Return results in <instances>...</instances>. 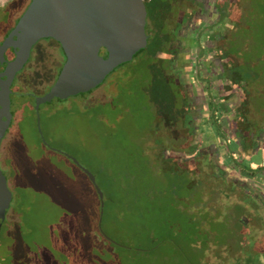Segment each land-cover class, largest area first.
I'll use <instances>...</instances> for the list:
<instances>
[{
	"label": "rangeland",
	"instance_id": "rangeland-1",
	"mask_svg": "<svg viewBox=\"0 0 264 264\" xmlns=\"http://www.w3.org/2000/svg\"><path fill=\"white\" fill-rule=\"evenodd\" d=\"M11 1L0 0V7ZM193 1L200 0H187V5L197 10L198 4ZM227 2V8L233 13L231 19L222 21L219 8L211 17L204 18V24L197 23L203 28L202 44L210 50L221 41L215 32L223 37L228 30L225 23L238 20L241 0ZM148 3L149 42L142 53L111 73L93 94L63 103L54 100L41 107V127L47 146L37 132L33 97L48 92L54 84L63 62L60 49L49 39L39 41L18 77L12 96L14 121L2 141L0 167L13 192L7 219L13 220V209L18 211L25 204L30 206L28 215L23 216L31 229L27 232L28 245L31 252L41 251L33 264H57L51 256L60 242L52 240L50 227L63 214L50 197L41 193V185L50 180L57 182L61 198L55 201L66 202L70 210L87 207L81 191L87 189L86 180L65 154L76 158L96 176L103 192L114 197L115 208L111 211L116 210L107 226L109 235H106L111 243L99 239L91 246L87 242L84 251L80 238L72 241L75 251L72 264H235L234 258L252 256L250 242L264 227L260 220L264 208L259 200L251 199L250 204L256 207H246L242 198L228 194L225 184L231 185V190L236 187L230 176L217 181L214 170L218 150L212 149L206 157L197 154L202 149L197 150L196 145L187 148V142L198 141L200 136L193 123L189 126L190 119L185 121L187 94L177 85V77H173L171 40L176 35H172L169 22L178 14L177 0ZM249 4L250 10L245 16L254 22L255 34L246 37L248 31L241 30L235 45L239 49L250 45L245 58L256 63L257 53L258 57L262 55L261 46L255 45L254 53L251 51L254 39L264 35L261 33L264 0H250ZM257 28L260 33H256ZM190 32L187 30L188 37L193 36ZM212 59L216 61V56ZM258 62L255 73L260 70L256 76L261 81L264 59ZM187 64L192 66L191 60ZM230 91L237 104L229 112L225 110L228 120L222 119L228 135L233 134L247 98L237 85H232ZM260 97L256 99L255 111L264 105ZM101 104L104 105L102 113L86 115L88 110ZM206 121L209 130H218L212 126V120ZM201 140L205 144V139ZM248 154L245 150L242 156L246 158ZM259 163H264L261 157L250 161V164ZM163 167L173 171H163ZM29 187H36L38 191L27 192ZM116 217L119 220H113ZM117 228L119 232L115 233ZM26 251L12 233L0 239V264L6 259L15 264H32L22 256ZM254 257L264 261L263 253Z\"/></svg>",
	"mask_w": 264,
	"mask_h": 264
},
{
	"label": "water",
	"instance_id": "water-1",
	"mask_svg": "<svg viewBox=\"0 0 264 264\" xmlns=\"http://www.w3.org/2000/svg\"><path fill=\"white\" fill-rule=\"evenodd\" d=\"M148 8L145 0H31L15 27L0 44V149L14 114L12 85L29 62L35 45L53 39L62 48L65 62L48 92L34 96L37 129L47 146L41 127V107L54 100L67 101L100 87L107 77L142 53L147 47ZM14 49L15 57L6 60ZM105 52V54H104ZM94 185L100 198L99 228L105 212V194L96 176L65 154ZM13 192L0 167V231L7 219Z\"/></svg>",
	"mask_w": 264,
	"mask_h": 264
},
{
	"label": "trees",
	"instance_id": "trees-1",
	"mask_svg": "<svg viewBox=\"0 0 264 264\" xmlns=\"http://www.w3.org/2000/svg\"><path fill=\"white\" fill-rule=\"evenodd\" d=\"M31 0H12L11 2L7 3L5 6L0 7V42L5 39V37L11 32V30L14 28V25L18 22L19 18L21 15L24 13L28 5L30 4ZM250 0H241V11H238V20L232 21L231 23H225V28H227L226 34H224L223 38L221 41H219L218 48L221 51V56L223 59L227 60V63L225 64V77L231 81V86L232 85H237L241 90L244 91L245 95L247 96L246 100H244L242 106V115L240 117V121L238 124H249L252 123L254 125H262L264 124V105H262V109H259L258 111H255V103L258 95H261L260 98H263L264 94V79L257 80V76L260 72V70H257V74L255 73L256 69L259 67L257 65L258 60L264 59V35L263 34H258V35H263L261 38H255L254 39V44L252 48V53H254V46H261L262 49V55L258 57L256 56V63L251 62L249 60H246L245 54L249 49L250 45H245L243 48L239 49L236 47V39L239 35V32L244 29L247 35L255 34L253 30L255 31V25L253 24L254 22L249 19L246 14H248L250 10ZM227 0H223L222 4L220 6V14L221 18L223 19L222 21H225L226 19H231L233 17V13H231L230 9L227 8ZM190 11V10H189ZM192 13H194L192 11ZM247 30V31H246ZM256 33H260L259 29L257 28ZM261 33H264L262 31ZM249 37V36H248ZM255 37V36H253ZM54 44L60 49L62 55H63V62L62 65L65 62V55L62 51L61 46L53 39H49ZM250 44H252V38H249ZM4 41V40H3ZM105 54V52H104ZM59 68L58 74L62 68ZM121 67V66H120ZM263 67V66H262ZM261 67V68H262ZM263 72L264 70L261 69ZM247 72V73H246ZM56 75V78L58 76ZM264 74V72H263ZM56 80V79H55ZM260 84V85H259ZM257 85V86H256ZM99 88V87H98ZM94 90L84 94L80 95L78 97L74 98H83L86 96H89L93 94ZM45 93H42V95ZM33 97V96H32ZM60 103H63L65 101H60ZM247 103V104H246ZM103 107L104 105L101 104L100 106H95L94 108H91L86 112V115H90L91 113H102L103 112ZM248 109V112H247ZM258 109V108H257ZM213 120L215 126L223 131L226 130V126H224L221 122L220 116H216L214 113L213 115ZM38 132V130H37ZM39 135V133H38ZM40 137V135H39ZM41 139V137H40ZM42 140V139H41ZM40 140V141H41ZM42 146H45L43 142L41 141ZM232 144H230V153L231 155L233 154V149H232ZM145 151V150H144ZM146 152V151H145ZM193 153V152H192ZM84 177L86 180L87 184V191L81 189L83 191L82 195H85L84 198V203L87 206L86 208H83L81 210H78L76 208L70 210L67 206V203L65 204L63 202L55 201L58 199L60 196L58 195V184L57 182H54L52 180L48 181L45 183V185L42 186L41 193H45L48 197H50L63 211L61 219L59 221L52 225L50 228L55 230H52V240H56L59 243V247L56 248L53 253V257L51 256V260L57 264H72L73 258H74V247L72 245V241L74 242L76 239L80 238L81 243H83L82 249L85 251L87 249L86 243L88 242L90 245L93 242H98L99 239L103 242H108L111 243L105 236L102 234L100 228H99V218H100V198L99 195L90 181L89 177L82 171L80 170L71 160H69L67 157H65ZM153 162V161H152ZM215 166V165H214ZM216 167V166H215ZM181 169V168H180ZM169 170V169H167ZM163 167V171H167ZM173 171V169L169 170ZM183 171V170H181ZM221 170L217 167L214 170V174L217 176H220ZM34 190H37V188L29 187V190L27 192H34ZM38 191V190H37ZM36 191V192H37ZM21 193V192H20ZM105 194V212L103 216V231L105 234L109 235L107 226L109 225V221L111 218L115 217L114 210L113 212L111 211L114 209V197L111 196L110 194ZM61 198V197H60ZM23 209H20L18 211L13 209V220H6L1 231H0V239L5 238L6 236L11 235L12 233L16 234V238L23 244L26 248V252L22 255L24 259L28 260V263H35L36 260L39 259L41 255V251L38 250L37 252H31L30 247L28 245V239H27V232L30 231V226H27L25 221H23V216L26 217L29 212L30 206L24 205ZM117 219L113 220H119L118 217ZM29 222V221H28ZM33 226L32 228H35ZM67 227V230H66ZM119 228H117L115 233H118ZM79 240V241H80ZM28 246V247H27ZM92 246V245H91ZM89 246V247H91ZM81 249V251H82ZM62 250H67L68 252L62 251ZM15 257V256H14ZM24 261V260H23ZM1 264H15L13 261H8L6 259V262L1 263Z\"/></svg>",
	"mask_w": 264,
	"mask_h": 264
},
{
	"label": "crops",
	"instance_id": "crops-1",
	"mask_svg": "<svg viewBox=\"0 0 264 264\" xmlns=\"http://www.w3.org/2000/svg\"><path fill=\"white\" fill-rule=\"evenodd\" d=\"M202 38V34L199 32L187 38V32H185L184 35L174 36L171 40L173 45L171 58L174 56L173 60H171V65H173L174 70L173 77H177V85L181 86L179 87L180 90L185 91L187 94V115L194 118L192 123L200 136L198 141L187 142V148L192 149L196 145L199 148L206 149L207 145L203 144L201 139L203 137L206 143V138H210V142L214 145L213 147L219 150V157L215 161L216 167L218 165L217 163H220V167L222 168L220 170L225 171L228 178L230 176L232 180H235L234 184L236 187L233 190L230 188L228 194L231 196L235 194L242 198L243 204L246 207L252 205L250 204L251 199L260 201L262 199L260 206L264 208V163L257 165L250 164V161L255 157H261V160L264 161V136L260 139L256 138L258 131L264 127V124L260 126L252 123L238 124L241 116L237 118L236 123L238 125H234V128L239 126L241 129L247 130L248 133L254 134L255 137L253 140L249 139L250 142L245 144L249 149V157L247 156L246 158L242 156L245 150L242 149L240 144L241 140L238 142L239 139L234 134L228 135L226 130L222 132L217 125L218 130L214 132L207 128L208 123L206 120L208 119L210 121L212 120L213 127L216 124L213 120L214 113L216 116H220L221 119L228 120L226 116L229 114L225 116V110L229 112L237 102L233 99L234 94L230 91V86L226 87L227 83H229V80L224 75L227 60L222 58L221 51L217 45L211 47V50L204 46L202 44ZM190 40L194 43L190 44ZM187 42L189 43L187 44ZM212 54L214 56H210ZM215 56L216 61H213L212 57L215 59ZM188 59L191 60L192 66L187 64ZM193 68H196V70L194 71ZM222 124L224 126L226 125L223 122ZM230 144H232L231 147L233 149L232 155L229 151ZM215 176L217 179L220 178V176ZM243 182L247 184L248 191H245ZM254 194H258L257 196L259 197L255 198L256 195L254 196ZM252 206L256 207L255 205ZM260 220L261 223L264 222V215L263 219ZM260 226L263 227L261 224ZM262 231L264 235V227L260 229L261 233L258 236L255 235L252 242H250L252 247L249 248V253L252 256L248 258H234L235 264H264V261L254 257L258 253L264 254V237H262Z\"/></svg>",
	"mask_w": 264,
	"mask_h": 264
},
{
	"label": "flooded vegetation",
	"instance_id": "flooded-vegetation-1",
	"mask_svg": "<svg viewBox=\"0 0 264 264\" xmlns=\"http://www.w3.org/2000/svg\"><path fill=\"white\" fill-rule=\"evenodd\" d=\"M150 0H145V2H146V5H147V8H148V2H149ZM219 1L220 0H200V1H197V3H195L196 1H193V3L194 4H198L197 5V10H193V5H187V0H179L178 2H177V6H176V8H177V12H178V14L176 15V18L174 19V21H170L169 23H170V28H171V33H172V35L174 36V35H176V36H178V35H184V33L185 32H187V30H190L191 32H192V34L191 35H194V33H196V32H199L200 34H201V31L203 30V28H199V26H197V23H198V21L199 22H201V24H204L206 21H205V17L206 18H209L208 16H212L213 14L212 13H214V10L216 11L217 9H219L220 8V4H219ZM209 9V10H208ZM190 10V11H189ZM192 11H194V13H192ZM199 18V19H198ZM195 19H197L196 21H195ZM14 27H15V25H14ZM190 32V33H191ZM219 36V38H221L222 36L221 35H219V34H216V32H215V36ZM187 38H188V36H187ZM184 39V38H183ZM4 40V39H3ZM3 40L0 42V44L3 42ZM6 60L7 61H11V60H13L14 59V57H15V53H14V49L13 48H9L8 49V51L6 52ZM31 56H32V54H31ZM31 59V58H30ZM30 61V60H29ZM28 64V63H27ZM27 64H26V66H27ZM5 66L6 65H0V72H2L3 70H4V68H5ZM26 66L24 67V68H26ZM24 70L25 69H23V71H21L20 73H18L17 74V76H16V78H15V80H14V83H13V85H12V91H13V93H12V95H11V99H12V96H13V94H14V92H15V90H14V87H15V84H16V82L18 81V77H19V75L22 73V72H24ZM34 98V97H33ZM35 100V99H34ZM69 100V99H68ZM66 102V101H65ZM12 109V108H11ZM184 117H185V121H187V119H190L189 121H190V123H189V126L190 127H192L193 126V124H192V121H191V117L190 116H188V115H184ZM193 118V117H192ZM13 121H14V117H13ZM13 121H12V124H11V127H12V125H13ZM238 125V124H237ZM10 127V128H11ZM10 130V129H9ZM9 130H8V132H9ZM194 130V129H193ZM8 132H7V134H8ZM233 134L235 135V137L237 138V139H239V141L238 142H240V140H241V142H240V144H241V146H242V149H244V150H248L249 151V149H248V147H246V143L247 142H250V140H253L255 137H254V134H252V133H248V131L247 130H243V128L241 129L239 126H237V128H234V131H233ZM232 134V135H233ZM263 136H264V127L263 128H260V130L258 131V136L256 137V138H263ZM202 139L204 140V138L202 137ZM250 139V140H249ZM206 140H207V142L205 143V145H207V148L205 149H203V148H199V147H197V150L198 149H202V152L200 151V152H197V154H199V155H203V154H205V156L207 157V152H209V151H211L212 149H216V148H214L213 146V144L210 142V138L208 139V138H206ZM208 140H209V144H208ZM249 144V143H248ZM257 144V143H256ZM248 146V145H247ZM217 150V149H216ZM219 151V150H218ZM195 152V153H196ZM219 154V153H218ZM218 165H217V167L219 168V169H222L221 167H220V163H217ZM219 179H221L222 181L224 180V179H228V175H227V173L226 172H224L223 170H222V172H221V174H220V178H218V181H219ZM233 181H235V180H233ZM243 184V186H244V188H245V191H248V186H247V184H245V182H243L242 183ZM225 186L227 187L226 188V191H228V190H230V188H231V185H226L225 184ZM222 189H224V187L222 188ZM228 192H230V191H228ZM235 195V194H234ZM256 195V196H255ZM258 194H254V196H255V198L256 197H259V196H257ZM260 201V200H259ZM261 201H262V199H261ZM259 202L260 203V205H261V203L262 202Z\"/></svg>",
	"mask_w": 264,
	"mask_h": 264
}]
</instances>
